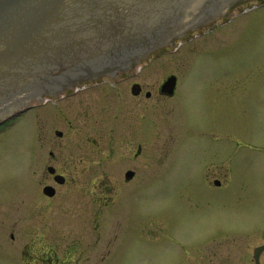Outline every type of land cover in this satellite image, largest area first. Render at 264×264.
Returning <instances> with one entry per match:
<instances>
[{"label":"rangeland","instance_id":"rangeland-1","mask_svg":"<svg viewBox=\"0 0 264 264\" xmlns=\"http://www.w3.org/2000/svg\"><path fill=\"white\" fill-rule=\"evenodd\" d=\"M121 72L55 96L0 130V264H21L20 251L38 234L62 242L61 250L77 243L78 264H255L253 251L264 246V104L257 113L250 101L264 99V8L250 3L146 59L129 77ZM171 77L174 97L158 100L156 90ZM132 83L151 94L139 112L145 139L135 163V148L115 143L110 156L106 138L111 115L132 105L138 114ZM32 141L45 145L30 163ZM47 145L71 180L48 207L34 198H42ZM218 165L232 175L223 194L209 192L202 178ZM130 168L139 179L125 186L122 170ZM94 177L113 182L118 196L136 192L143 178V223L133 231L127 205L114 204L93 225Z\"/></svg>","mask_w":264,"mask_h":264},{"label":"water","instance_id":"water-1","mask_svg":"<svg viewBox=\"0 0 264 264\" xmlns=\"http://www.w3.org/2000/svg\"><path fill=\"white\" fill-rule=\"evenodd\" d=\"M250 1L0 0V110L37 99L40 93L58 96L55 92L68 84L63 67H72L77 76L89 72L78 80H89L86 84L125 68L121 63L126 59L131 61L126 70L134 69L145 56L152 57ZM174 87L171 77L162 93L170 96ZM68 91L70 87L59 95ZM17 114L0 111V123ZM263 252L264 246L254 249L255 264Z\"/></svg>","mask_w":264,"mask_h":264},{"label":"flooded vegetation","instance_id":"flooded-vegetation-1","mask_svg":"<svg viewBox=\"0 0 264 264\" xmlns=\"http://www.w3.org/2000/svg\"><path fill=\"white\" fill-rule=\"evenodd\" d=\"M257 8H264V4L263 3L257 4ZM238 12H240V10ZM123 80H126V78H124ZM130 86H131L130 96L131 98H133V100L137 101V102H134V105H136L137 106L136 108H138V114L135 113V109L133 108V105H132V106H128V108H126V110L123 112V115L121 116L111 115L107 121L106 138H107V147H108L110 156L113 155L112 153H113L115 143H117L116 145L118 146H122L123 149L127 148L128 150H131V153H132V149L134 150L135 148L136 151L131 154L132 159L134 160L133 163H135V162H138L143 155L142 150L144 147L143 143L145 139L144 119L140 117L139 112L140 114H144L143 112L144 105H143L142 100L149 99L151 97V94L144 93V90L138 84L132 83L130 84ZM176 90H177V80H176V86L173 90L172 95L170 96L163 95L161 86H160L159 89L156 90V93H157L156 97L158 100L162 99L167 102V100H170L174 97ZM66 96L67 95L64 94L62 98H65ZM260 98L261 96H256V97L251 98L250 102L253 105L251 111L256 110V112L258 113V109H263V106H261V104H264V99L261 100ZM46 105H48L47 102L37 104L33 107H30L28 112L36 110L37 108L41 106H46ZM9 125H11L10 122L6 123L5 127H2L0 130L6 129ZM1 133L2 132H0V134ZM57 136L58 138H61L62 135L61 136L57 135ZM221 136L223 137V135ZM235 140H236L235 145L238 148H240L242 144L241 143L242 139H237L235 137ZM44 145H45L44 143H37L36 145V143H34L33 141H32V144H29L27 148V157L30 163L31 161L33 162L35 159L39 157V148L43 149ZM87 145H89V142L87 143ZM238 148L236 150H238ZM47 149H48L47 156L50 159L49 160L47 159V161L44 162L45 172H44V175L40 177V180L38 183V185L42 188L41 189L42 198H39L38 195H35L36 197H34L37 201H40V200L44 201L46 207L52 204V202L57 198L59 189L67 186V184L71 181V180L68 181V177H67V172H69L70 170L65 169V167H63L64 169L62 170H57L54 165L55 156L53 153H50V149L48 145H47ZM224 149L225 148L222 147L220 149V152L224 151ZM81 150H83L81 147H78L76 149L77 152H80ZM87 150H90V149L88 148ZM236 150L234 152L235 153L234 160L236 159V156H237ZM257 155H258L257 153L253 155L255 157V161H256ZM93 164L94 162H92L90 166L91 167L94 166L96 169L98 168L101 171L102 167L100 164L98 166L93 165ZM130 169L122 170L123 171L122 172L123 173L122 174L123 175L122 184H124L125 186L129 185L132 181L139 179L138 170L136 168H130ZM111 173H112V170H108V171H104V173L100 175L104 174L105 177H108L107 175ZM230 176L232 178V175ZM230 176L226 174V169L223 166L218 165L216 171L212 170L209 172V174L207 175L204 174L202 178L204 180L203 181L204 185L208 188L209 192H220L221 194H223V192L227 190L226 187L227 188L229 187L228 185L229 183L227 184V181H226L227 186L226 185L224 186L225 178L229 179ZM221 178H224V180H221ZM96 180L99 182V185L97 182L96 183L97 186L96 185L94 186L96 190L91 192V196H90L92 210H93V213L90 212V215L93 214L91 217V220L94 222L93 225L97 224L98 215H99L98 211L111 209L114 204L124 205L123 207L127 205V211L125 212L128 214V219L130 218V220L132 219L134 221L131 223V225L134 226L132 229L133 231L136 225L140 226L143 223L144 217H141L142 216L141 194L144 193V184L142 181L143 178L140 184L138 183L133 184L132 188H134V191L136 192L127 191L121 196L120 195L118 196V191H114V186L112 184L113 182H111L109 179L108 180L104 179L100 181L97 179V177H94L93 181H96ZM108 183H111V184L108 186L107 185ZM235 183H237V179L235 180ZM98 186H99V190H98ZM142 187H143V190H142ZM35 209H37L36 212L38 213L40 212V210L42 211L46 210L45 207H38ZM124 214L125 213L122 210L121 216H123ZM31 218H32V214H31ZM33 226H34V223H31L32 229H33ZM130 227L131 226L129 224L127 226V229L129 230ZM164 227H165V224L164 223L161 224L160 230L162 228L165 229ZM161 232L163 233L166 232V236L170 237L169 236L170 234L167 228L164 231L161 230ZM12 239H13L12 235L10 234V240ZM62 246L63 244L59 240L46 239L44 237V234H38L36 238L30 239L29 243L25 246V249L20 251V255H19V257L21 258L20 263L21 264H78L79 260L76 255V250L78 246L77 243H74V244L71 243L70 245L67 246L68 248L65 250H61L60 247ZM200 250L202 249L199 248L196 251L201 252ZM58 252H60V254Z\"/></svg>","mask_w":264,"mask_h":264}]
</instances>
